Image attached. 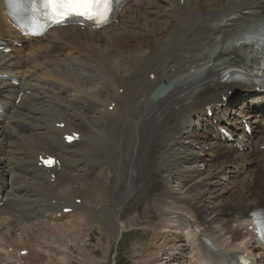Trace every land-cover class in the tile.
Segmentation results:
<instances>
[{
	"label": "bare ground",
	"instance_id": "6f19581e",
	"mask_svg": "<svg viewBox=\"0 0 264 264\" xmlns=\"http://www.w3.org/2000/svg\"><path fill=\"white\" fill-rule=\"evenodd\" d=\"M254 10H264V0H135L122 10L119 24L102 30L54 29L16 53H0V72L9 71L22 81L21 88L0 83L9 121L0 123V229L31 220L26 228L38 234L65 207H72L74 215L80 210L97 214L100 205L99 218L113 232L121 231L126 218L132 224H150L166 211H191L192 224L184 215L183 224L179 222L186 229L199 225L219 247L189 229L186 236L192 239L189 248L197 264H228L232 254L220 247L239 249L252 235L231 223L248 222L255 209L264 207V155L258 146L242 152L222 143L215 138L216 129L238 130L244 118L253 121L255 140L264 143V117L254 116L250 104L239 106L238 113L230 109L234 102L229 91L249 92L255 85L223 83L217 63L228 24ZM0 35L17 36L1 13ZM234 53L247 66L260 65L254 45H236ZM161 82L171 87L151 97ZM20 91L26 96L15 104ZM259 99L264 97L246 101ZM209 107L212 117L207 116ZM61 122L64 128L57 126ZM71 131L81 133L80 141L67 145L63 136ZM207 146L215 161L203 155ZM42 152L55 154L61 167L48 172L39 166ZM223 167L232 176L235 168L250 175L244 193L228 199L233 190L223 186L208 204L210 185ZM5 234L0 236L3 251L10 246L18 252L27 249H19L20 241ZM31 256L25 259L30 264L45 261ZM86 264L99 263L87 258Z\"/></svg>",
	"mask_w": 264,
	"mask_h": 264
},
{
	"label": "rangeland",
	"instance_id": "374dc122",
	"mask_svg": "<svg viewBox=\"0 0 264 264\" xmlns=\"http://www.w3.org/2000/svg\"><path fill=\"white\" fill-rule=\"evenodd\" d=\"M243 102L244 100L239 101V103L237 102L236 106L241 105ZM208 152L209 150H207V153ZM205 157L208 159L210 158L209 160H213L208 154L205 155ZM201 166L204 168L205 164L202 163ZM205 168L209 169L210 167L207 165ZM222 172L220 177L216 179V184L210 185V193L207 195L208 202L206 201L208 204L210 199H215V195L218 196L219 192L217 190L223 188V186L233 190H229L230 192L226 194L228 199L229 196L231 198H240L244 193L242 191L243 185L246 180L249 179L245 174L241 171H237L232 176L229 174V168L227 167H224ZM242 179L244 182L241 181ZM223 192L224 191L221 193L223 194ZM262 204H264V202H262ZM97 207L98 213H100L102 208H100V205ZM174 212V214L172 213V215L169 216L166 211L163 218H158L150 224H132L130 220L127 221L129 218H126L125 222H121L120 224V232H113V230L108 228V225L103 223L99 218L98 213L91 214L87 211L85 212V210H80L78 214H73L74 217L71 216L70 219L64 222H60L58 219L52 220L49 227L42 229V233L39 232L37 234L34 230L26 228L28 223L11 230L3 228L0 230V233L2 232V236H4L3 233H6L5 235H8L7 237L9 239L11 238L12 241H20V246H28L32 250L30 256L37 254L45 258V261L40 263L32 262L34 264H86L87 258L99 264H195L193 258H191L193 257V253L189 248L191 245H186L188 243L191 244V242L188 241L190 238L189 235L186 236L189 229L187 228L188 231L187 229H181L182 222H179L183 221V218L180 220L179 215H184L186 221L187 219L191 222L194 221V216L192 217L193 213H190L191 211L187 213L184 210H174ZM134 215L137 216L138 214L135 213ZM30 221L31 220H28L27 222L30 223ZM66 222L69 223L66 224ZM234 223L235 222L231 223L233 227L235 225L236 228L246 232L244 226L237 227L239 225ZM38 228L39 226L35 227L36 230H38ZM25 230L27 231L26 233ZM248 237L249 239L241 242L238 248L254 250L253 252L259 253L254 243L251 242V237ZM249 240L251 243L248 242ZM1 247L0 253H3V247ZM93 251H97L98 253L95 255ZM32 259L30 260L32 261ZM30 260L29 262H31ZM24 261L22 262L23 264H30ZM33 261L35 260L33 259ZM22 263L12 261L10 257L7 259L4 254H0V264Z\"/></svg>",
	"mask_w": 264,
	"mask_h": 264
},
{
	"label": "snow or ice",
	"instance_id": "6c2138e0",
	"mask_svg": "<svg viewBox=\"0 0 264 264\" xmlns=\"http://www.w3.org/2000/svg\"><path fill=\"white\" fill-rule=\"evenodd\" d=\"M48 15L54 23H62L70 16H82L97 24L107 21L113 0H42ZM55 163V161H47ZM264 238V224L258 229Z\"/></svg>",
	"mask_w": 264,
	"mask_h": 264
}]
</instances>
